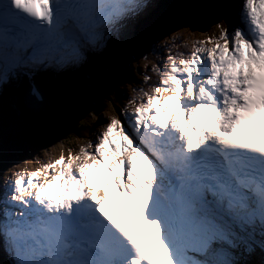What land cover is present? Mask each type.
<instances>
[{"label":"snow or ice","instance_id":"1","mask_svg":"<svg viewBox=\"0 0 264 264\" xmlns=\"http://www.w3.org/2000/svg\"><path fill=\"white\" fill-rule=\"evenodd\" d=\"M153 7L0 0V136L39 122L42 86L89 96L46 127L92 133L42 180L17 170L4 182L0 264H264V0L178 5L217 17L191 46H144L136 28ZM150 57L133 81L146 87L127 96L131 62Z\"/></svg>","mask_w":264,"mask_h":264},{"label":"rangeland","instance_id":"2","mask_svg":"<svg viewBox=\"0 0 264 264\" xmlns=\"http://www.w3.org/2000/svg\"><path fill=\"white\" fill-rule=\"evenodd\" d=\"M159 2H161V0H152V3L155 7L154 9H156V7L160 6ZM182 4H183L182 0H179L177 3V5H182ZM151 11H153V9H150L149 13ZM180 11H181V14H180L181 16L183 15L184 12H186V10H180ZM182 21H184V20H182ZM185 21H189V20H185ZM201 25L205 26V22L203 21L201 23ZM208 28H210V29L206 32L204 31V33H203L202 28L192 30L187 26H182L176 30H173L172 32H170L169 34H167L165 36L157 37V39L153 43L160 45V44H164L168 40H174L176 37H181L183 39L184 44L191 46L194 43H197L201 40H204L208 35H210L216 31L215 25H213V26L211 25ZM149 33H151V32H149ZM141 41L144 43L145 39L142 37ZM166 52H167V49L165 50V53ZM149 61H150L149 59L147 61L140 59L139 61L133 60L131 62L133 65V71L127 74L128 76L131 77V79L126 80L125 83L123 85H121L124 92L127 93V96L134 94L133 93L134 87H146L145 85H142V84H138V83L134 84L133 81L134 80L139 81V80L143 79V77L140 75V73L135 71V68L137 66H139L140 68H143L144 65ZM127 96L120 103L126 102ZM69 101H72V100L70 99ZM39 106H41V105H39ZM84 107H86L84 104L81 105L79 107L78 111L83 109ZM131 107L132 106L130 105L129 108L131 109ZM42 109L40 111H42ZM64 109L70 110L72 112V115L76 114V107L75 106H72L70 108L54 107L52 113L56 114V113H58ZM104 115H118V114H116V112L111 111L110 109H106V111L104 112ZM49 116H50V114H49ZM49 116L47 117V119H49ZM86 122L91 123V119L87 120ZM57 123L63 124L67 129H69L70 124L71 125L73 124V122L69 123L68 121H64V120H58L56 122V124ZM101 127H102L101 125H97L96 130H100ZM6 129H8V128H6ZM66 131L67 130L64 129V132H66ZM14 134H16V133H12L9 130H5L3 135L0 136V166L1 165L9 166L8 169L6 170L5 174H4V172H2L0 170V182L2 185V190H3V184L6 180L14 179V177H12L10 174L17 171V170H19L21 172L30 173V172L35 171L37 169H41V180H42L43 179L42 166L44 163L49 162V161H47V160H49L48 158H52V160H54V159L58 158L61 154H64L65 156H67L69 154V152L78 151L80 146L87 144L84 141H87L89 143V140L91 139L90 137H92V133L88 132L87 130H85L83 134H80L77 131H72L71 135L67 134L68 138H65L64 137L65 135L62 137H59L57 131L54 130L48 136V138L44 144H41L40 146H35V147H31L29 149H26L24 154L19 155V152H17L16 148H17V143H19L20 140H18L17 142L14 143L13 140H10L11 137H8L9 135H14ZM79 135H86L89 137H86V139L82 141V138H80ZM78 139L81 141V143H76V140H78ZM26 147H27V145H26ZM64 151H65V153H64ZM16 156H21L22 158L19 160H15ZM8 160L9 161L14 160V161H12L11 163H8L7 162ZM3 170H4V168H3Z\"/></svg>","mask_w":264,"mask_h":264},{"label":"trees","instance_id":"3","mask_svg":"<svg viewBox=\"0 0 264 264\" xmlns=\"http://www.w3.org/2000/svg\"><path fill=\"white\" fill-rule=\"evenodd\" d=\"M82 99L85 100L86 98L84 96H79V98L76 101L69 103L67 108L71 106L77 107L76 103L79 101H83ZM45 115L49 116V113ZM46 121L47 120H45L42 116H40L39 122H32L30 120L29 123L18 126V127L9 128L7 125L5 126V130H9L12 133H16L14 135L8 136V137H11L10 140H13L14 143L20 140V142L17 143V148H16L17 152H19V155L24 154L26 149H29L35 146H40L41 144H44L46 142L49 132H51L56 126L54 125L52 127H46L45 125ZM68 122L71 123L70 120H68ZM21 158H22L21 156H16L15 160H19ZM2 168L4 167L0 166L1 171L3 170Z\"/></svg>","mask_w":264,"mask_h":264},{"label":"water","instance_id":"4","mask_svg":"<svg viewBox=\"0 0 264 264\" xmlns=\"http://www.w3.org/2000/svg\"><path fill=\"white\" fill-rule=\"evenodd\" d=\"M169 0H167V3L165 2V5L167 6H164V8L168 9L169 11V16L168 18H164L163 15L159 12H152L151 15L145 19H143V23H146L147 24V29L148 30V34H147V37L148 38H151V39H154L160 35H164L165 33H169L173 30H176L182 26H187L189 27L188 25L189 24H194L193 22H190V21H182L184 18V16L182 17L180 14H181V11L180 9H178V1L179 0H173V2L170 4L168 3ZM202 2H204V0H202ZM187 2L186 0H183V4L182 5H186ZM190 4V3H188ZM185 13V12H184ZM179 17V18H178ZM187 22V23H186ZM202 28L201 26V22H199V24H196V27L192 28V27H189L190 29L194 30V29H197V28ZM143 30L140 29L139 32H141V34H143L142 32ZM151 32V33H149Z\"/></svg>","mask_w":264,"mask_h":264},{"label":"bare ground","instance_id":"5","mask_svg":"<svg viewBox=\"0 0 264 264\" xmlns=\"http://www.w3.org/2000/svg\"><path fill=\"white\" fill-rule=\"evenodd\" d=\"M183 1V0H182ZM165 2L167 3V0H161V2H159L160 3V6L159 7H156V9H154L152 12H159V13H161L162 15H163V17L164 18H168V17H170L169 16V11H168V9H166V8H164L163 7V5L164 6H167V5H165ZM173 2V0H169L168 1V3H172ZM186 2H187V4L188 3H190V4H192V3H198V2H202V0H186ZM155 8V7H154ZM150 11V10H149ZM183 16H184V18H182L183 20H189L190 22H193L195 25L196 24H199V22H205V26H203V25H201L202 26V32H204V31H208L210 28H208L209 26H213V25H215V22H216V14L214 13V12H208V13H206V14H203V15H200V16H193L192 14H191V12L190 11H188V10H186V12L185 13H183ZM179 18V17H178ZM199 28V27H198ZM197 28V29H198ZM140 30V29H139ZM210 32V31H209ZM153 40V39H152ZM65 91V94H67L66 93V90H64ZM41 109H39V112H40V114L41 113H43V110L42 111H40ZM56 126L54 127V129H53V131L55 130V131H57V127L59 126V123L58 124H55ZM80 136V138H82V141L83 140H85L86 139V137H89V136H86V135H79ZM91 138V137H90ZM85 143H87L88 144V142L87 141H84ZM76 143H81V141L78 139V140H76ZM64 153H65V151H64ZM70 153V152H69ZM49 160H47V161H51L52 160V158H48ZM2 172H4V170H2ZM4 174H5V172H4Z\"/></svg>","mask_w":264,"mask_h":264}]
</instances>
